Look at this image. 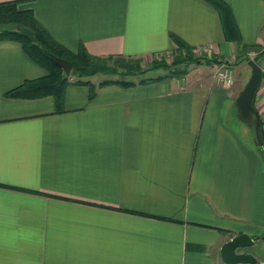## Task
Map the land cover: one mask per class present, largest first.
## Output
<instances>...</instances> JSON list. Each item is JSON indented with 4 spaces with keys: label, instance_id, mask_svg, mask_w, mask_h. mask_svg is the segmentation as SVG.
<instances>
[{
    "label": "crops",
    "instance_id": "0c3cea01",
    "mask_svg": "<svg viewBox=\"0 0 264 264\" xmlns=\"http://www.w3.org/2000/svg\"><path fill=\"white\" fill-rule=\"evenodd\" d=\"M18 1L74 52L146 59L176 34L239 56L206 0ZM225 1L242 44L261 47L264 0ZM233 67L231 88L198 64L132 86L91 78L93 97L71 83L58 105L7 94L48 71L0 41V264H230L222 247L241 233L255 240L238 252L264 264V158L236 105L251 72ZM255 106L264 122L263 82Z\"/></svg>",
    "mask_w": 264,
    "mask_h": 264
},
{
    "label": "trees",
    "instance_id": "16d2710c",
    "mask_svg": "<svg viewBox=\"0 0 264 264\" xmlns=\"http://www.w3.org/2000/svg\"><path fill=\"white\" fill-rule=\"evenodd\" d=\"M219 12L224 34L227 40L239 43V56L247 58L246 54L259 46L242 44V36L231 6L225 0H206ZM18 0L0 2V41L14 40L22 44L28 55L37 63L45 67L48 73L44 76L27 79L20 86L7 92L9 96L17 98H42L54 96L58 105H61L67 85L71 83H84L90 86V97L95 95L96 85L91 77L103 74L108 77L99 82L100 86L122 85L132 86L138 82L158 80L167 77H183L188 73L187 68H181L182 64L212 63L206 56H197L195 47L176 34H172L177 44L176 55L173 63L165 60H145L139 56L124 55H94L81 44L76 52L63 46L46 31V29L34 17L32 10H21ZM54 56L64 58L73 64L70 73L55 61ZM264 56L263 52L256 57L259 61ZM156 69H165L168 74L157 77H146V72ZM75 77V79H72ZM256 119V118H255ZM256 127V125H255ZM259 149L264 158V122L257 130ZM256 239L264 240V232Z\"/></svg>",
    "mask_w": 264,
    "mask_h": 264
},
{
    "label": "water",
    "instance_id": "95a60500",
    "mask_svg": "<svg viewBox=\"0 0 264 264\" xmlns=\"http://www.w3.org/2000/svg\"><path fill=\"white\" fill-rule=\"evenodd\" d=\"M55 61L65 70L70 73L73 69V64L57 56L53 57ZM251 67V75L246 82L245 86L236 98L237 108L243 119H248L252 115L256 118V130L261 125V115L256 109V96L262 84L263 72L262 68L256 60L251 59L248 61ZM254 238L246 233H241L228 240L222 247V256L224 261L230 264L237 263H251L258 264L256 258L247 252H238L239 249L251 246L254 243Z\"/></svg>",
    "mask_w": 264,
    "mask_h": 264
},
{
    "label": "rangeland",
    "instance_id": "374dc122",
    "mask_svg": "<svg viewBox=\"0 0 264 264\" xmlns=\"http://www.w3.org/2000/svg\"><path fill=\"white\" fill-rule=\"evenodd\" d=\"M263 50H264V44L257 50V49H255V50H251V51H249L247 54H246V56H247V58H245V59H241V57L240 56H236V58L234 59V58H232V56L231 57H226V58H231L230 60H233L232 62H231V64H232V66H235L236 64H239V63H243V65H245L249 70H250V72H251V67L249 66V64H248V61L249 60H251V59H256V57L258 56V55H260L262 52H263ZM195 52H196V54H197V56H206L207 57V59H210V60H212V63H201V64H213V74L215 73V66H216V64L217 65H220V64H222L223 63V61H225V60H227L226 58H218V57H216L215 55H214V53L212 52V48H209L208 50H205V49H195ZM256 54V55H255ZM175 55H176V52H175V50L174 51H172V52H169V53H165V54H160V55H157V56H152V57H149V58H146L145 60H148V61H150V60H153L154 58L155 59H157V60H165V62L166 63H169V64H171V63H173V61H174V57H175ZM254 59V60H255ZM264 60V56L263 57H261L260 58V60L259 61H256V62H261V61H263ZM193 65H198V64H196V63H191V64H189L188 66L187 65H185V64H182L181 65V68H187L188 69V71H189V69H190V67H192ZM163 73H165V74H168V71L167 70H165V69H156V70H150V71H148V72H146V74L145 75H148V76H150V75H157V74H163ZM186 75V74H185ZM106 77H108L107 75H103V74H98V75H95V76H93V77H91L92 79H94L95 81H99L100 79H102V78H106ZM180 78H182V77H180ZM72 79H75V77H73ZM249 79V78H248ZM235 81H236V75H235ZM235 85V84H234ZM241 121L243 122V123H246V124H248L249 126H250V130H249V132H250V136H252V137H254L255 136V134L257 135V141L259 142V140H258V134H257V131H256V127H255V125H256V119H255V116H251V117H249L248 119H241Z\"/></svg>",
    "mask_w": 264,
    "mask_h": 264
},
{
    "label": "built area",
    "instance_id": "2783aa9c",
    "mask_svg": "<svg viewBox=\"0 0 264 264\" xmlns=\"http://www.w3.org/2000/svg\"><path fill=\"white\" fill-rule=\"evenodd\" d=\"M263 44H264V42H263ZM232 58L235 59L236 56H232ZM226 59L227 60L223 61L222 64H220V65L216 64L214 77H215L216 81L219 84H221L223 87L231 88L235 84V69L231 64V62L233 60H230L231 58H226ZM259 65L262 68V72H263L262 82L264 83V60L259 62Z\"/></svg>",
    "mask_w": 264,
    "mask_h": 264
}]
</instances>
